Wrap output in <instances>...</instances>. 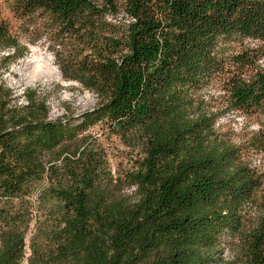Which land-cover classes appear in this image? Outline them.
Instances as JSON below:
<instances>
[{
    "label": "trees",
    "instance_id": "1",
    "mask_svg": "<svg viewBox=\"0 0 264 264\" xmlns=\"http://www.w3.org/2000/svg\"><path fill=\"white\" fill-rule=\"evenodd\" d=\"M10 8L99 102L53 120L45 88L0 82V264H264V125L237 145L203 95L217 81L230 110L264 116V0ZM1 51L28 54L0 16ZM98 124L138 151L123 179L88 134Z\"/></svg>",
    "mask_w": 264,
    "mask_h": 264
},
{
    "label": "rangeland",
    "instance_id": "2",
    "mask_svg": "<svg viewBox=\"0 0 264 264\" xmlns=\"http://www.w3.org/2000/svg\"><path fill=\"white\" fill-rule=\"evenodd\" d=\"M0 16L9 22L13 34L18 35L21 43L28 47V54L24 58L9 63L0 61V82H3L17 93H21L23 89L28 87L40 86L45 88L50 92V117L53 120L60 117L76 118L96 107L99 100L95 94L84 90L77 82L63 80L60 71L55 65L53 52L49 48L51 44L46 38L41 39L36 44H30L29 41L34 37L29 38V34L22 28V21L14 17L10 8V0H0ZM125 19L124 13L120 12L117 20L114 19L112 21L116 23L119 20L125 21ZM238 48V44L232 45V50ZM8 53V51H1L0 58ZM29 59L42 67H49V64L52 63L59 71V74H54L49 79L31 82L30 76L33 65L26 64V60ZM261 65L264 66V59L261 61ZM203 95L209 108L220 115L216 125L217 131L226 133L237 145H244L264 125V116L248 117L237 111L230 110L224 102V94L217 81L205 88ZM88 134L92 136V140L104 152L115 177L123 179L125 174L133 169L138 151L127 147L115 135L108 134L105 127L101 124L90 128ZM246 159L252 163L253 167H262L263 160L259 153L247 152ZM127 192H130V190ZM33 228L34 225L31 226L28 237L34 232ZM221 253V257L225 259L231 257L227 248Z\"/></svg>",
    "mask_w": 264,
    "mask_h": 264
},
{
    "label": "bare ground",
    "instance_id": "3",
    "mask_svg": "<svg viewBox=\"0 0 264 264\" xmlns=\"http://www.w3.org/2000/svg\"><path fill=\"white\" fill-rule=\"evenodd\" d=\"M27 65H33V69L30 76V81H38L43 79H49L54 76V74H59V71L56 67L52 65V63L49 64V67H42L39 66L35 61L33 60H26Z\"/></svg>",
    "mask_w": 264,
    "mask_h": 264
}]
</instances>
